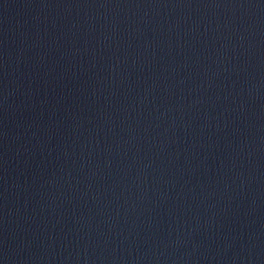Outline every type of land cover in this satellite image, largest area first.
<instances>
[{"label":"water","instance_id":"obj_1","mask_svg":"<svg viewBox=\"0 0 264 264\" xmlns=\"http://www.w3.org/2000/svg\"><path fill=\"white\" fill-rule=\"evenodd\" d=\"M0 264H264V0H0Z\"/></svg>","mask_w":264,"mask_h":264}]
</instances>
